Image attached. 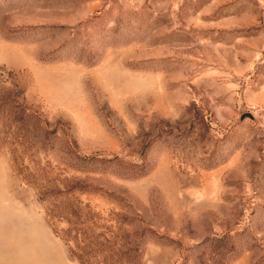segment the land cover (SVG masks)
Wrapping results in <instances>:
<instances>
[{
    "label": "rangeland",
    "instance_id": "1",
    "mask_svg": "<svg viewBox=\"0 0 264 264\" xmlns=\"http://www.w3.org/2000/svg\"><path fill=\"white\" fill-rule=\"evenodd\" d=\"M0 264H264V0H0Z\"/></svg>",
    "mask_w": 264,
    "mask_h": 264
},
{
    "label": "water",
    "instance_id": "2",
    "mask_svg": "<svg viewBox=\"0 0 264 264\" xmlns=\"http://www.w3.org/2000/svg\"><path fill=\"white\" fill-rule=\"evenodd\" d=\"M245 118L254 119V116L251 113H248L242 116V120H244Z\"/></svg>",
    "mask_w": 264,
    "mask_h": 264
}]
</instances>
